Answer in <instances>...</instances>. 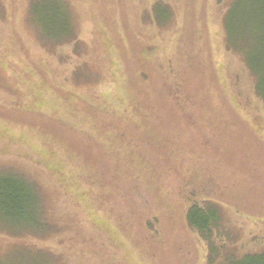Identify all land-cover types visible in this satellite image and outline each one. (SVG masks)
<instances>
[{"label":"rangeland","instance_id":"374dc122","mask_svg":"<svg viewBox=\"0 0 264 264\" xmlns=\"http://www.w3.org/2000/svg\"><path fill=\"white\" fill-rule=\"evenodd\" d=\"M229 1L0 0V179L47 221L0 208V264H208L185 223L206 201L264 252V100Z\"/></svg>","mask_w":264,"mask_h":264},{"label":"trees","instance_id":"16d2710c","mask_svg":"<svg viewBox=\"0 0 264 264\" xmlns=\"http://www.w3.org/2000/svg\"><path fill=\"white\" fill-rule=\"evenodd\" d=\"M159 3L157 1L154 8L160 6ZM63 7L66 22L60 26L57 24V27L59 31H69L71 25L66 16L67 9ZM57 11L53 8L52 14L60 13ZM167 16L168 13L164 18ZM55 19L58 17L55 16ZM51 23L54 25L56 22ZM222 27L226 49L235 50L241 55L254 79L256 95L264 100V90L260 89L259 84L264 82V0H230L223 15ZM0 208L9 219L21 222L23 226L35 227L25 230L37 232L47 227L33 188L22 179H0ZM220 215L217 204L210 201L191 204L185 212L187 227L195 231L207 245L208 264H264V252L237 253L235 244L231 242L230 231L221 223Z\"/></svg>","mask_w":264,"mask_h":264}]
</instances>
